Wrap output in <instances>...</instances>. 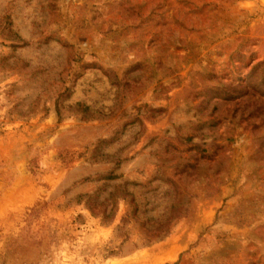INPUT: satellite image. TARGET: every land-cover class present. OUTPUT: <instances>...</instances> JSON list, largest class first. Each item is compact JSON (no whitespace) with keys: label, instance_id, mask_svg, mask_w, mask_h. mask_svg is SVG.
<instances>
[{"label":"rangeland","instance_id":"obj_1","mask_svg":"<svg viewBox=\"0 0 264 264\" xmlns=\"http://www.w3.org/2000/svg\"><path fill=\"white\" fill-rule=\"evenodd\" d=\"M0 264H264V0H0Z\"/></svg>","mask_w":264,"mask_h":264},{"label":"trees","instance_id":"obj_2","mask_svg":"<svg viewBox=\"0 0 264 264\" xmlns=\"http://www.w3.org/2000/svg\"><path fill=\"white\" fill-rule=\"evenodd\" d=\"M101 213H102L103 217H107L108 216V214H105V209H102Z\"/></svg>","mask_w":264,"mask_h":264}]
</instances>
